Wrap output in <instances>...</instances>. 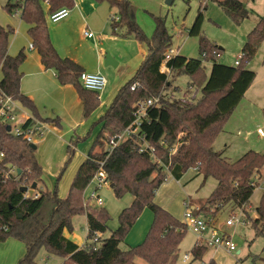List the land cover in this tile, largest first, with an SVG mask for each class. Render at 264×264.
Segmentation results:
<instances>
[{
    "label": "trees",
    "instance_id": "trees-1",
    "mask_svg": "<svg viewBox=\"0 0 264 264\" xmlns=\"http://www.w3.org/2000/svg\"><path fill=\"white\" fill-rule=\"evenodd\" d=\"M96 1L107 2L118 10L119 20H110L111 33L117 35V29L125 30L120 36H130L145 44L147 52L131 79L119 88L96 122L101 125V131L78 166L64 198L58 197L56 189L37 188L41 166L31 154L32 150L29 146L18 148L15 145L17 139L7 133L4 125H0V152L4 155L0 173L8 172L6 165L20 170L17 176L9 175L4 182L0 181V243L13 238L24 245L25 254L18 264H38L35 257L41 247L48 254L59 256L62 264H136V259L147 264H175L186 226L155 204L153 199L168 176L178 181L189 169L196 170V175H201L204 181L212 178L216 182L196 214L215 221L220 211L232 206V209L244 213L245 221L250 222L256 235L264 236V193L254 209V219L245 211L258 185L254 178L264 167V152L248 150L235 161L227 162L213 151L214 141L255 78V73L246 65L264 39V17H259L248 34L239 64L232 67L222 65L217 63L220 48L200 36L203 21L201 5L205 0H199L198 14L188 29L190 37L199 36V59L175 55L167 62L170 71L167 79L159 71L166 51L172 46V35L164 21L155 17L154 31L146 37L134 23V7L128 0ZM218 5L236 22L248 14L238 0H221ZM73 6V0H8L5 9L8 13L20 12L19 17L28 25L27 35L42 68L52 70L61 86L73 87L81 102L82 117L87 119L99 106V94L81 86L79 75L82 68L57 53L47 26L49 14L59 8L71 9ZM12 34V28L0 25V95L17 101L33 119L59 128L60 120L57 118L39 119L33 100L22 93L23 73L20 68L26 54L22 50L15 56L8 54ZM203 62L211 63L208 77L203 73ZM180 74L190 77L187 87L197 88L199 97L183 102L168 96L169 90L177 91L178 87L172 83ZM156 96H160L159 104L146 108L136 133L125 136L111 152L106 151L113 136L134 127V103ZM74 142L71 139L67 144V160L57 179L74 154ZM174 145L176 150L173 153ZM101 162L115 197L132 196L130 206L120 213L118 228L104 239L102 235L106 232L108 220L106 212L92 209L83 199V191L99 170ZM33 183L36 184L33 188L36 198L25 197L19 192L20 187L30 188ZM186 202L192 206L190 198L184 204ZM144 208L153 214L144 241L134 248L121 249L127 232ZM80 215L86 218L87 241L84 246H78L65 235V232H71V220ZM95 232L101 237L93 242ZM206 251L207 248L195 242L190 251L192 260H201Z\"/></svg>",
    "mask_w": 264,
    "mask_h": 264
},
{
    "label": "rangeland",
    "instance_id": "rangeland-1",
    "mask_svg": "<svg viewBox=\"0 0 264 264\" xmlns=\"http://www.w3.org/2000/svg\"><path fill=\"white\" fill-rule=\"evenodd\" d=\"M7 1L0 0V25L13 29V34L9 38L8 54L15 56L20 49H23L27 56L21 66L24 72L21 80L23 90L33 95L39 119L57 118L60 120L59 128L48 125L45 135L38 139L35 150L31 151L41 166L40 180L37 183L42 190L56 189L58 197L64 198L78 166L86 157L101 131V125L96 122L102 114V109L110 103V99H112L110 97L116 95L117 88L131 79L135 70L140 66L147 52L146 45L139 43L133 37L120 36L125 32L123 29H117L116 36L110 34L109 14L117 16L118 10L115 7H110L107 2L95 3L98 8L109 7L105 21L100 14L101 9L91 16H88V12L85 10L83 18L79 21L77 18H72L69 22L68 18H65L57 23L47 20L50 40H52V44L55 43L53 46L60 56L69 54L71 56L67 57L73 61L79 60L78 64L81 66L84 63L94 64L97 53L99 55L101 52L104 57L100 74L104 77L106 85L98 93L99 106L87 119H84L80 101L72 87H63L58 81L51 79L49 71L52 70H47L42 75L35 74L38 70L39 58L35 51H29L32 43L27 35L28 25L20 19L19 11H17L18 13L6 11ZM128 1L134 7V23L146 37H150L154 31V18H161L169 34L172 35L171 49L174 53L188 59H199V36L190 37L188 35V29L192 26L199 11V0H172L170 5L165 4L166 0ZM219 1L221 0H205L202 3L203 21L200 36L220 48L217 63L232 67L242 52L248 34L256 26L259 17H264V0H238L248 12L240 22L231 19L218 5ZM80 2H84V0H74L77 5ZM84 30L91 32L93 38L84 37ZM106 55L116 66L104 65ZM246 68L255 73V78L247 89L242 103L232 116L230 115L231 118L229 117L230 119L228 118L226 121L223 133L213 143V151L219 153L227 162L235 161L248 150L264 152V137H260L256 133L258 128L264 130V39L247 63ZM210 69L211 63L203 62V73L206 77H208ZM54 75L53 78H55ZM173 80L172 84L178 89L167 92L168 96H172L171 98L187 102L193 99V95L195 98L199 97L200 92L197 88L187 87L190 82L189 76L180 74ZM252 99L254 100L252 101ZM21 114L31 115L28 110L22 107ZM71 139L76 141L72 145L74 154L61 177L57 179L60 168L67 160V144ZM15 145L18 148L28 146L18 139ZM175 150L176 146L174 145L172 152L174 153ZM259 173L258 185L253 191L249 206L245 209L251 219L255 218L254 209L264 193V167L260 169ZM196 176V170L193 169L186 171L178 181L168 176L156 191L153 202L184 223V201L188 199V196L193 197L191 198L192 207L198 209L204 205L206 198L215 187L214 179L207 178L204 181L201 175ZM109 185L95 189L96 181L92 180L83 191V199L88 201L92 209L103 210L107 214V229L102 235V239L108 238L110 233L118 228L120 213L132 202L130 194H125L120 198L115 197ZM93 191H95V196L99 195L102 201L100 207L96 206L94 199L90 198ZM195 195L196 197H194ZM230 214H235V218H238L240 222L233 227H225V221ZM146 216H148V220ZM152 219V212L148 208H144L127 232L120 245L121 248L139 246L147 235ZM244 220V213L238 209H232V206L231 208L226 207L217 214L214 221L215 227L230 235L236 250L217 257L214 260L216 264L219 261L221 264H264V253H262L264 236L256 235L250 222L244 223ZM65 235L79 246L84 245L87 241L85 216L74 217L71 220V232H65ZM207 235L210 236L209 233ZM195 241L196 237L186 227V234L179 246L178 259L175 264H184L182 257L185 254L189 256L187 264H201L202 260L193 261L190 254ZM237 251H239L238 254H236ZM24 254L22 243L13 238H8L0 243V264H18ZM35 260L38 264H62V259L59 256L48 254L44 247L38 250ZM136 264L147 263L136 259Z\"/></svg>",
    "mask_w": 264,
    "mask_h": 264
},
{
    "label": "built area",
    "instance_id": "built-area-1",
    "mask_svg": "<svg viewBox=\"0 0 264 264\" xmlns=\"http://www.w3.org/2000/svg\"><path fill=\"white\" fill-rule=\"evenodd\" d=\"M69 13L70 11L68 8L62 7L49 14L48 19L52 23H57L68 17ZM109 17L110 20L113 21L119 20L118 15L115 16L112 14ZM83 35L87 38H93V34L89 31H84ZM30 48H32V45H30ZM175 55L176 54L174 53L173 49H168L160 65L159 71L160 73L164 74L167 79L170 78V71L167 68V62ZM239 61L240 55H238L237 59L234 61V66L238 65ZM79 82L84 89L97 93L101 92L106 85L104 77L99 73L90 74L82 72L79 75ZM134 87L135 84L131 86V90H133ZM183 97H185V95H183ZM192 97L194 98L195 95H193ZM159 99L160 96H156L142 102L138 101L134 103L132 108L133 115L136 117L135 121L133 122L134 127H128L123 132L113 136L107 143L106 151L111 152L117 146V144L121 140H123L125 136L129 134H135L140 118L145 115L146 108L158 105ZM0 125H4L6 127V131L11 137L22 141L25 145L28 146H36L38 139L45 135L48 127L46 123L40 120H36L30 117H23V115L21 114V105L10 96L4 94L0 95ZM7 128L9 129L7 130ZM256 133L260 137H264V130L258 128L256 130ZM3 157V153L0 152V164L3 160ZM102 165L103 163L101 162L99 170L96 172L92 179L96 181L95 189L100 188L104 185H109L106 172L104 171ZM5 168L8 169V172L4 174L0 173V181L4 182L5 179L9 177V175H18V169L9 167V165H6ZM258 179L259 177L255 176L254 180L257 181ZM25 197L36 198L37 194H25ZM90 198L94 199L96 206L100 207L102 205V201L99 195L95 196V191L91 193ZM184 206V224L196 237L195 242L196 244H198V246L202 245L207 249H223L228 253H232L236 250L235 245L231 241L230 235H228L224 230L216 228L213 220H208L207 218L196 214L195 212L197 208L189 206L187 202L184 204ZM239 222L240 220L238 218H235V214H230L229 218L225 221V227H233ZM245 222L246 221L244 220V223ZM208 233L210 234V236L207 235ZM100 237L101 234L95 232L93 234L92 241L96 242ZM182 260L184 264L189 263L188 254L183 255ZM202 264H210V262H204Z\"/></svg>",
    "mask_w": 264,
    "mask_h": 264
},
{
    "label": "crops",
    "instance_id": "crops-1",
    "mask_svg": "<svg viewBox=\"0 0 264 264\" xmlns=\"http://www.w3.org/2000/svg\"><path fill=\"white\" fill-rule=\"evenodd\" d=\"M74 1V0H73ZM95 3H101V2H98V1H96V0H90V1H86V0H84V2H80L78 5L77 4H75L74 3V5L75 6H73L71 9H69V11H70V13H69V16L68 17H66V18H68V22L72 19V18H77V20L79 21V19H81V18H83V16H84V11L85 10H87V15L88 16H91V15H93V14H95L96 13V11H99L100 9H101V15H102V18H103V20L105 21V17H106V15H107V12H109V7H107V6H104V7H102V8H98V6H96L95 5ZM18 13V12H17ZM19 14V13H18ZM110 15H112V14H109V16ZM114 15V14H113ZM47 20H49L48 19V16H47ZM122 30V29H121ZM84 31H86V30H84ZM83 31V32H84ZM110 34L111 35H113L111 32H110ZM84 36V35H83ZM114 36H116V35H114ZM50 37V36H49ZM88 39H91V38H88ZM52 41V40H51ZM55 44V43H54ZM53 44V45H54ZM31 45V44H30ZM55 46V45H54ZM20 50H22L23 51V49H20ZM29 51H34V50H32V48H29ZM24 52V51H23ZM37 54V53H36ZM146 54V53H145ZM60 55V54H59ZM67 56H71V55H66V56H61V57H67ZM26 58H27V56H26ZM39 58V57H38ZM69 58V57H68ZM71 59V58H70ZM103 59H104V57H102V54H101V52H100V54L98 55V53H97V55H95V62H94V64H91V65H89V64H86V63H84L82 66L80 65V64H78V62H80L79 60H77V59H75L76 61H74V62H76L81 68H82V72H85V73H90V74H96V73H99L100 74V69H101V63H102V61H103ZM26 60V59H25ZM72 60V59H71ZM25 62V61H24ZM22 66V65H21ZM85 66V67H84ZM114 66H116V65H114ZM20 70H21V72L23 73V76H24V72L22 71V69L20 68ZM137 70V69H136ZM135 70V71H136ZM47 70H44L43 68H42V66H41V64H40V61H39V64H38V70H37V72H35V74H37V75H42V73H45ZM49 71V70H48ZM50 72V76H51V79H53L54 81H57V79H56V77H55V75H54V77L55 78H53V74H54V72L53 71H49ZM135 73V72H134ZM42 82H44V80H41ZM123 86V85H122ZM122 86H120V87H122ZM63 87H72V86H70V85H65V86H63ZM120 87H118L117 88V91L119 90V88ZM73 88V87H72ZM21 91H22V93H24L25 95H27L30 99H32V100H34V97H33V95L30 93V92H24V90H23V87H22V85H21ZM117 91L115 92V93H117ZM248 91V90H247ZM246 91V92H247ZM246 92L244 93V95H243V97H242V99H241V101L238 103V105L235 107V109L233 110V112L231 113V116H232V114L236 111V109L239 107V105L242 103V100L244 99V97H245V94H246ZM29 94V95H28ZM115 96V95H114ZM78 97V96H77ZM110 98H112V99H110V103L112 102V100H113V95H112V97H110ZM79 99V98H78ZM254 99H252V101H253ZM80 101V100H79ZM109 102V101H108ZM110 103L108 104V105H105V107H104V109H102V114L101 113H99V114H101L100 115V117L104 114V112H105V110L107 109V107L110 105ZM80 104H81V102H80ZM23 115V117H26V118H32L31 117V115H29V116H26V115H24V114H22ZM231 116H230V118H231ZM229 118V119H230ZM224 129H225V125H224V127H223V129H222V131L220 132V134L221 133H223V131H224ZM257 130V129H256ZM219 134V135H220ZM218 135V136H219ZM36 147V146H35ZM85 159V158H84ZM83 159V160H84ZM199 175H197L196 177H198ZM259 177V176H258ZM260 178V177H259ZM167 180V179H166ZM207 180V179H206ZM215 181V180H214ZM215 183V186H216V182H214ZM258 183V182H257ZM37 188H39V189H41V187L39 186V184L37 183ZM214 189V188H213ZM42 190V189H41ZM35 194H37V193H35ZM194 197H196V195L194 196ZM188 198H190V200H191V198H193V197H190V196H188ZM197 198H199V197H197ZM200 199V198H199ZM190 204H191V202H190ZM192 205V204H191ZM193 206V205H192ZM195 208V207H194ZM146 218H147V220H148V216H146ZM23 245V244H22ZM78 245V244H77ZM79 246V245H78ZM23 247H24V245H23ZM121 249H123V250H125V249H127V248H121ZM24 251H25V247H24ZM226 253H228V252H226L225 250H223V249H218V248H210V249H207V251H206V253L204 254V256L201 258V264L202 263H204V262H210V264H216L215 263V259L217 258V257H219V256H224ZM239 253V251H237L236 252V254H238ZM217 264H221V261H219V263H217Z\"/></svg>",
    "mask_w": 264,
    "mask_h": 264
},
{
    "label": "water",
    "instance_id": "water-1",
    "mask_svg": "<svg viewBox=\"0 0 264 264\" xmlns=\"http://www.w3.org/2000/svg\"><path fill=\"white\" fill-rule=\"evenodd\" d=\"M171 2H172V0H166V1H165V4H166V5H170ZM104 65H105V66H108V65H116V64L111 60V58H110L108 55H106ZM8 129H9V128H7V130H8ZM29 148H30L31 150H35L36 147H35V145H30ZM19 173H20V170H17V174H19ZM35 186H36L35 183H33V184L31 185L30 188L25 187V186H22V187L19 188V192H20V193H23V194L32 195V194H33V188H34ZM109 187H111V185H109Z\"/></svg>",
    "mask_w": 264,
    "mask_h": 264
}]
</instances>
